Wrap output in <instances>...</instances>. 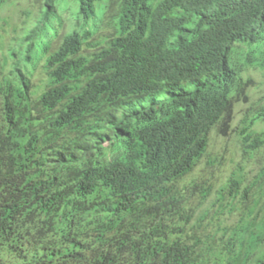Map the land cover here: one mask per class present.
Returning a JSON list of instances; mask_svg holds the SVG:
<instances>
[{"label": "trees", "instance_id": "trees-1", "mask_svg": "<svg viewBox=\"0 0 264 264\" xmlns=\"http://www.w3.org/2000/svg\"><path fill=\"white\" fill-rule=\"evenodd\" d=\"M77 1L92 17L96 0ZM117 19L89 57L77 33L56 43L50 84L24 127L4 104L0 264H264V255L251 261L261 239L247 225L225 237L210 220L195 249L157 241L162 221L179 218L171 181L189 171L227 108L237 80L231 47L264 46V0H119ZM126 104L131 111L102 134L99 121ZM90 132L108 145L86 149ZM99 187L115 204L94 201ZM137 213L148 225L126 222Z\"/></svg>", "mask_w": 264, "mask_h": 264}, {"label": "rangeland", "instance_id": "rangeland-1", "mask_svg": "<svg viewBox=\"0 0 264 264\" xmlns=\"http://www.w3.org/2000/svg\"><path fill=\"white\" fill-rule=\"evenodd\" d=\"M118 3L119 0H96L94 14L85 19L79 13L77 0H0V127H4L7 101L16 122L24 127L31 100L38 99L50 84L46 56L65 36H83L80 53L86 57L98 45H107L108 36L118 28ZM35 40L39 43L35 44ZM229 63L237 80L227 108L208 129L206 147L189 171L171 181L168 194L178 200L175 214L179 218L172 221L173 217L168 216L162 221L164 228L157 241L165 243L176 238L195 249L196 243L206 237L210 220V226L225 237L247 225L261 239L251 254L254 261L264 255V46L235 43ZM165 98L167 95L162 94L156 101ZM131 109L126 104L111 110L110 117L99 121V131L110 136L115 125L111 121L117 123ZM95 133L98 132L85 136L86 149L108 145L107 137L100 139ZM256 140L260 144H254ZM104 152L109 157V150ZM232 181L236 184L231 196L228 191ZM93 199L104 205L117 200L102 187L95 191ZM139 214L129 216L126 222L137 227L140 221L146 223V215ZM153 221L154 225L158 219Z\"/></svg>", "mask_w": 264, "mask_h": 264}]
</instances>
